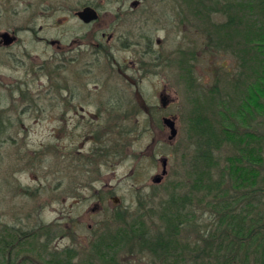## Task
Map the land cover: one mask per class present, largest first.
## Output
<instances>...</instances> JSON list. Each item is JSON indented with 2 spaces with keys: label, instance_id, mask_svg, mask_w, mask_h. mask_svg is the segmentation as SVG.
Listing matches in <instances>:
<instances>
[{
  "label": "rangeland",
  "instance_id": "rangeland-1",
  "mask_svg": "<svg viewBox=\"0 0 264 264\" xmlns=\"http://www.w3.org/2000/svg\"><path fill=\"white\" fill-rule=\"evenodd\" d=\"M10 1L11 12H18L19 0ZM243 1L246 0H203L199 12L196 0H148L152 15L149 14L145 26L153 40L154 53L158 52L162 57L168 55L175 61L165 65L161 59L154 58L153 64L142 69V77L137 76L135 81L123 73L110 72V61L115 59V67L116 62L123 67L125 62L137 60L144 47L142 41L139 42V31L131 25L133 16L118 28L109 42L114 57H100V67L97 68L96 63L90 67L104 72L99 83L101 96L106 99L116 94L121 104L117 117L122 128L121 139L127 147L120 157L108 158L101 163L72 162L66 157L70 145L84 143L86 149L92 143L86 139L87 132L82 128L74 131L72 142L66 127L62 129L66 124L61 117L62 108L51 104V77L45 70L56 65L52 58L54 47L34 41L25 34L21 42L8 49L11 52L1 50L0 243L7 228L13 234L19 231L34 234L30 236L31 240L28 238L30 243L25 240L29 252L9 259L1 255L2 264L7 261L9 264H48L50 252L54 250L59 254H65L67 250L75 252L74 264H83L85 259L91 258L93 264H110L98 259L97 255L90 256L92 243L101 234L118 232L122 227L129 229L132 221L136 224V232L129 229L135 234L130 239L136 241L124 242L121 248L118 247L117 264H171L167 256L151 254L147 237L158 238L165 232L170 238L177 229L170 226L167 217L168 213L172 216L177 210L188 218L179 226L177 234V240L186 246V263L179 261L177 264H225L226 261L240 264L246 253L254 262L256 246L248 244L255 232L251 233L249 229V236L243 238L239 235L240 227L234 228V232L229 230L225 204L233 206L232 219H237L236 224L240 225L244 216L241 224L245 228L255 221L260 226L262 248L256 254L258 260L264 258V94L262 91L259 92L261 95L250 93V89L256 91L257 87H264L261 71L264 64L260 65L262 73L245 79V64L250 56L245 61L240 49L248 38L243 35L229 38L225 33L226 28L233 29L235 25L241 28L245 23V18L241 17ZM77 2L73 0V5ZM104 2V9L109 14L103 17L113 18L111 12L116 10L118 3ZM59 16L54 21L38 20L37 24L41 22L45 34L63 43L72 34H78L82 27L75 19ZM232 16L236 18L233 24L229 22ZM3 18H0V28L5 24ZM9 19L18 22L11 16ZM226 22L231 25L226 26ZM101 27L102 23L90 30ZM262 37L263 45L264 32ZM102 39L106 41V37ZM257 41L256 36L252 41L250 39L252 46ZM27 52L36 55V61ZM7 53H11L10 58ZM12 54L24 58L25 63L15 67L17 62L12 59ZM87 57L95 56L88 51ZM149 57L145 56L146 59ZM38 66L41 67L40 77L33 73ZM59 68L65 83L66 68L64 65ZM27 69H30L29 74L25 73ZM132 69L129 67L126 73L132 75L135 71ZM5 75H21L25 82L24 98L10 96L3 81H8ZM241 77L243 80L237 86ZM95 80L91 75V90ZM251 81L257 85L249 88ZM162 93L166 94L165 98ZM92 100L94 97H90L89 102ZM240 104L244 108L243 115L236 117ZM88 107L94 108L91 104ZM228 109L230 112L226 114ZM164 116L175 117L178 132L172 139L169 138V127L163 122ZM107 117L100 118L104 122ZM88 119L95 120L92 116ZM210 128H213V134ZM206 133H210L211 138ZM225 133L239 137L232 141L224 136ZM207 143L213 153L211 162L201 158L209 148ZM245 145L250 146L246 154L253 150L257 156H249L253 161L259 159L258 162L247 163L249 158L241 154ZM132 151H137V155ZM164 156L168 157L165 174ZM245 165L256 168V176L252 179H240L237 169ZM94 170L104 173L103 181L109 183L104 190L109 189L111 193H106L98 179L90 176L89 172ZM132 170L142 175H125ZM156 174L162 177L154 180ZM196 178L203 182L197 183ZM94 184L101 191L95 190ZM102 194L104 199L99 197ZM114 195L121 198L127 210L112 208ZM101 199L104 207H98ZM120 212L124 213V220L115 218L114 214ZM163 236L166 238L165 234ZM227 245L231 248L227 249ZM219 248H223L220 253Z\"/></svg>",
  "mask_w": 264,
  "mask_h": 264
},
{
  "label": "flooded vegetation",
  "instance_id": "flooded-vegetation-1",
  "mask_svg": "<svg viewBox=\"0 0 264 264\" xmlns=\"http://www.w3.org/2000/svg\"><path fill=\"white\" fill-rule=\"evenodd\" d=\"M106 0H78L77 5H73V0H19L20 6L19 11L13 10L11 12L10 0L0 1V18H3L5 22L4 27L0 28V54L1 50H8L10 47L18 44L23 39V35H30L34 41L40 43H46L47 45L54 47L53 60L55 64L53 68H48L45 70L51 77V100L52 105L58 108H62L61 117L66 123L63 125L62 129L66 127L69 132L68 136L72 142H74V131L82 128L85 129L86 139L91 141L89 148L84 149V143L69 146L68 150L65 152L66 157L73 162H85V163H101L108 158L120 157L124 153V148H126V142L121 139V125L119 124V116L117 117V112L121 107L118 98L115 96L103 98L102 92H100V76L103 75V71H96L92 66L97 64V68L100 67V57L106 58L113 56L111 51L112 45L109 43L114 34L118 31V28L124 24H127L128 17L133 16L134 22L131 25L135 26L139 31L140 41H142L143 49L141 51L139 58L137 60H131L128 64L122 67L119 62H116V67L114 65L115 59L110 61V72L113 74L123 73L135 81V79L142 77L140 72L142 69L149 67L153 64L154 58L157 61L160 59L165 65H169L170 61H175V58L170 59L168 55H158V52L154 53V48L152 47V38L149 36L146 24L150 18L152 6L147 4L148 0H113L118 3V7L111 14L114 16L110 19H105L107 13L104 9ZM104 2V3H103ZM128 4V7H127ZM90 6L95 9L97 16L91 20H85L80 11L85 7ZM104 10V11H102ZM136 10V11H134ZM62 11V13H60ZM105 12V13H103ZM150 12V13H149ZM29 15L26 18L27 14ZM57 14H61L60 16ZM13 15V16H12ZM18 15V18L16 17ZM152 15V14H151ZM18 19V22L9 19ZM65 16L66 19H75L81 28V31L74 35L72 34L66 42H61L60 39L49 37L43 32L44 25L40 23L37 24L38 20L51 21L57 18ZM61 20V18H60ZM103 20V21H102ZM101 28H93L97 24H101ZM53 24V23H52ZM51 24V25H52ZM90 32L92 35H90ZM70 32L69 34H71ZM92 36V38L90 37ZM106 37V41L102 39ZM126 46H130V43H125ZM88 51H91L93 57L89 59L87 57ZM58 52H62L58 53ZM29 57L34 58L36 61V55H32L27 52ZM8 58L11 57V53H7ZM150 55L149 59L145 56ZM38 56V55H37ZM111 58V57H109ZM181 58V57H179ZM12 59L16 61L15 67H20L25 63L24 58L12 54ZM1 62V61H0ZM64 65L66 68L67 76L65 77V83L61 79L60 68ZM41 66V65H40ZM133 68L135 71L132 75L126 73V70ZM41 67L33 69V73L40 77L41 74L38 71ZM132 69V70H133ZM30 69L25 71L29 74ZM93 75L97 80L94 81V88L91 90L89 87L90 76ZM8 81H5L6 89H8L10 96L19 98H24L26 96L24 80L21 75L11 76L5 75ZM4 79V77H2ZM11 81V82H9ZM63 83V84H61ZM12 84V85H11ZM166 94L162 93V98H165ZM90 97L94 100L90 101ZM90 104L94 107L93 110L89 109ZM66 115V116H65ZM107 115L108 123L106 120H102V116ZM88 116H92L95 120H86ZM175 119V117H173ZM176 121V120H175ZM84 131V130H83ZM76 139V138H75ZM76 141V140H75ZM149 147V145L147 146ZM57 150V146H54V150ZM149 149V148H146ZM133 155H137V151H132ZM149 153L148 150L146 152ZM143 154H140L142 156ZM167 156L162 157L167 163ZM90 176L94 179H98L101 186L104 189L108 188V184L103 181L105 175L100 171H90ZM111 175H115L112 173ZM130 177H138L142 173L138 171H130L125 174ZM159 174L154 175L153 179H157ZM111 184V183H110ZM94 189L101 191V188L93 185ZM106 193H111V190H104ZM103 196L100 195L101 198ZM103 198V197H102ZM104 199V198H103ZM101 199L98 203V207H104L105 204L102 203L104 200ZM103 200V201H102ZM112 208L115 211H125L127 210V205L122 203L121 198L117 195L112 196ZM142 203V201H141ZM142 205V204H140ZM129 207V206H128ZM115 216V214H114ZM120 240L115 238V240ZM125 240V238H123Z\"/></svg>",
  "mask_w": 264,
  "mask_h": 264
},
{
  "label": "trees",
  "instance_id": "trees-1",
  "mask_svg": "<svg viewBox=\"0 0 264 264\" xmlns=\"http://www.w3.org/2000/svg\"><path fill=\"white\" fill-rule=\"evenodd\" d=\"M202 1L203 0H196V3L198 5L197 10L199 12L201 10V5L203 3ZM242 5H243L242 6L243 8L244 7L248 8L247 10H245L241 6L239 7V8H242L241 10H242L243 16H241V17H242V19L245 18V23L242 24L241 28L236 26V25L234 26L233 29L226 28L225 33H226V35L229 36V38H233V37H236L238 35H240V36L243 35L244 38H248L247 40H245L247 42L244 41L242 43L241 49H240L243 51V55H245L244 60L246 61L248 56H250L249 61L251 60V62L247 61V65L245 64V69H244L245 73L243 74V77H244V75H246L245 76V79H246V77L252 78L253 77L252 75H254V77H255L257 74L262 73V72H260V65H261V63L264 64V43L262 45V41H261L263 38L262 34L264 32V31L262 32V29L264 28V25L262 23V22H264L263 21L264 20L263 19L264 18V0H259L257 2L254 0H246V1L242 2ZM236 12H238V11H236ZM246 18H247V20H246ZM238 19L241 20L240 18H238ZM235 20H236L235 16L229 17V22L231 24L235 23L236 22ZM231 24H229L228 22L225 23L226 26L231 25ZM254 36H256L258 41L256 42L255 46H252L253 43L250 42V39L252 41ZM259 47H260L261 51L259 50ZM258 55H259V57H258ZM243 58H244V56H243ZM257 61L260 62L259 65H257ZM261 67H262L261 71H263V73H264V66L261 65ZM243 77H241V79H238V81L236 83L237 86L239 83L242 82ZM250 85L251 86L249 88H252V87H255L257 84L255 82L251 81ZM256 91L254 89H250V93L252 92L254 94L261 95L259 92L262 91L264 94V87H261V86L257 87ZM237 109L238 110L236 111L235 116L239 117L243 113L244 108L241 107V104H240V107ZM229 112H230V110L228 109L226 114H228ZM204 121L208 122L206 119H204ZM210 129H212L210 131H211V134H213V128H210ZM205 131H206V129H204L203 134L205 133ZM206 134H207L208 138H211L212 135L210 133H206ZM224 136L231 138L230 140H232V141L235 138L239 137L237 135H233L230 133H225ZM236 141L238 142V140H236ZM242 141H244V140L242 139ZM210 142H212V141H210ZM208 147L209 148H207V151L203 153V156L201 155V158L203 157L204 160L211 162L213 160L212 159L213 153L211 151L210 145ZM249 147L250 146H248V145L243 146L241 154L243 157L249 158L247 160V161H249V162H247L248 164L249 163L254 164L255 162H258L259 159H254V161H253V159H251L252 156L253 157H254V155L257 156L253 150H250L248 152V155L246 154ZM199 155H200V152H199ZM249 155H251V157ZM258 158H260V157H258ZM232 164H235L234 161ZM231 170H234V169L231 168ZM237 170H238V174H239L240 179L242 177H247L248 179H252L253 177L256 176V173H255L256 168L254 166L252 169V168H249L248 165H245L244 167L241 166V169H237ZM196 182L202 183L203 179H201V178L197 179ZM239 183L243 184L242 182H239ZM243 185H247V184H243ZM245 195H246V192L244 193V195H242V197L244 198ZM176 199L175 200L172 199V201H176ZM239 200L240 199H238V201ZM175 203H177V202H175ZM179 204H180V202H179ZM223 207L225 209H228L226 217H225V219L228 218V222H227L228 229L231 230L232 232H234V228L240 227L239 235L243 238H247L249 236V229H250L251 233L255 232L253 235V240L251 238H249V240H252V242L249 243L248 245L249 246H252V245L256 246V251L257 250L259 251V249L262 248V246H261L262 244H261V241L259 240V233L260 232H258V228H260V226L256 225V221L252 222V225H251L252 227L250 226V227L245 228L241 224L245 220L244 216H242L243 219L241 220L240 225L236 224L237 219H235L234 221L232 219L233 210L231 209V207H233V206H229V204H225V205H223ZM123 214L124 213H122V212L117 213V214H115V218H117L119 220H121V219L124 220L125 217ZM168 215H169V217H167V219L171 224L170 226L171 227L175 226V229H177L175 232L176 236H173V234H175V233H172L170 238H169L168 233L164 232L163 234H165L166 238L163 236V234L161 237L158 236V238L147 237V246L149 247L151 254L153 252L154 255H156V256H160V257L167 256V258L171 259V264H177L179 261L186 263V255H187L186 254L187 253L186 246H185V244H183V242H180L177 240V238H178L177 234H178L179 226L188 218L186 216H184L180 210L173 211L172 216L169 213H168ZM135 221L138 222L137 220H134V222ZM132 224L133 225H131V227L129 229L133 232H136L135 228H134L136 224H134L133 221H132ZM233 225H235V226H233ZM232 228H233V230H232ZM129 229L122 227L118 232L116 230L114 233H109V234L105 233V234H101V236H98L96 238V240L92 243L93 247L91 248L92 250L89 253V254H91L90 256L97 255V258L101 259L104 263L108 262L110 264H117V260L115 257H116V254L118 252L117 251L118 247L121 248V246L123 245L124 242L131 243V242L136 241V239H133V238L132 239L135 241H131V239H130L131 235H135V234H133V233L131 234ZM256 229H257V231H256ZM1 236L2 237H1V243H0V256L4 255V256H6L7 259H9V258H15V257L19 256L20 254H22L23 252H29V251H26L27 248L25 247V240H27L26 243H30V241H29V240H31L30 236H34V234L30 235L27 232L25 233V231H22V232L19 231V233L13 234L11 229L7 228V230H5L4 234ZM119 237H120V240H117V239L115 240V238H119ZM257 237H258V239H256ZM28 238H29V240H28ZM107 238H108V240H107ZM123 238H125V240H123ZM228 238H229V236H228ZM227 241L229 243H231V241H229V240H227ZM221 245L222 244L220 243L219 246H221ZM24 248H25V250H24ZM228 248H231V247L229 245H227V249ZM221 249H223V248L218 249L219 253L222 251ZM256 251L254 252V254H255V257L253 260L254 262L251 261L250 254L246 253L244 255L243 261L240 264H264V258L261 261L258 260L259 255L256 254ZM226 254H228V253H226ZM75 255H76V253L73 251H70V250H67L65 254H64V252L63 253L60 252V254H59L58 250H56V251L54 250V251L50 252V257L47 260V263L48 264H74L73 259H74ZM26 256L28 257L29 253H27ZM2 263H3V261L0 262V264H2ZM6 264H9L8 261ZM83 264H93V259L92 258L90 260L85 259ZM225 264H238V263L232 262V261L230 263V262L226 261Z\"/></svg>",
  "mask_w": 264,
  "mask_h": 264
},
{
  "label": "water",
  "instance_id": "water-1",
  "mask_svg": "<svg viewBox=\"0 0 264 264\" xmlns=\"http://www.w3.org/2000/svg\"><path fill=\"white\" fill-rule=\"evenodd\" d=\"M80 14L82 15V17L85 20H91V19H93V18H95L97 16L95 9L90 7V6H87L83 10H81ZM163 122L170 129L169 138H171V139L174 138L176 136L177 132H178L177 127H176L175 119L173 117H170V116H164L163 117ZM163 166H164L163 174H165L166 171H167L166 170V161L165 160L163 162ZM161 177H162V175L157 177L156 180H159Z\"/></svg>",
  "mask_w": 264,
  "mask_h": 264
}]
</instances>
